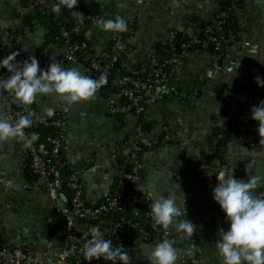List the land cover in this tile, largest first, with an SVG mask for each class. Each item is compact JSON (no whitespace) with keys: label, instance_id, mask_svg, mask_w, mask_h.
Listing matches in <instances>:
<instances>
[{"label":"crops","instance_id":"0c3cea01","mask_svg":"<svg viewBox=\"0 0 264 264\" xmlns=\"http://www.w3.org/2000/svg\"><path fill=\"white\" fill-rule=\"evenodd\" d=\"M85 1L97 3L109 19L124 18L129 28L128 42L137 50L127 60L130 66L138 55L153 54L169 30H180L190 21H211L226 0ZM31 10L32 6H23L21 0H0V38H10L5 44L8 52H18L21 62L34 56L44 69L53 61L62 62L63 67L75 66L93 78L79 64L66 61L50 26L33 19L28 31H19L23 17ZM74 17L75 21L81 19L80 14ZM233 20L238 40L227 54L217 56L204 48L191 51L175 68L165 93L145 111L150 133L162 136L170 132L177 143L161 142L138 156L142 184L151 200L155 193L175 197L181 208L185 203L186 219L196 225L195 249L188 252L190 263L222 264L214 244L218 230H227L229 225L208 214L219 206L212 197L217 169L231 175L253 157V175L264 177V140L259 136L253 148L228 140L216 157L206 152L213 132L226 130L234 115L260 89L254 78L264 76V0L238 3ZM89 32L91 35H86ZM114 33L101 30L96 23L79 22L78 35L97 51L108 45ZM45 47L46 60H42L40 52ZM177 91L186 92V97H173ZM12 99L20 102L13 93ZM61 102L68 107L62 157L68 167L82 168L83 192L93 203L113 186L130 159L131 153L118 148V144L134 134L136 120L129 111L110 112L121 104L117 89L111 87H100L93 97L78 102H67L55 93L39 94L31 106L37 113L49 115L48 109L55 111ZM22 142L19 138L0 140V244L21 252L53 254L59 251L60 243L50 201L39 179L23 170L19 159ZM260 187H264V180ZM186 239L175 228L169 237L176 248ZM138 242L150 264L148 251L155 244Z\"/></svg>","mask_w":264,"mask_h":264},{"label":"built area","instance_id":"2783aa9c","mask_svg":"<svg viewBox=\"0 0 264 264\" xmlns=\"http://www.w3.org/2000/svg\"><path fill=\"white\" fill-rule=\"evenodd\" d=\"M52 0H29L31 6L39 8L46 7ZM232 7L243 0H230ZM58 0H55L57 3ZM85 4L87 1L83 0ZM63 10V8H62ZM61 10V11H62ZM74 15H81L80 20H76L70 29L59 24L58 36L61 41V48L64 52V58L70 63L79 64L85 71L94 75L98 79L101 74H106L107 81L105 86L114 85L121 97L125 101L119 106L113 107L111 113H123L133 109L134 118L144 113L142 107L145 102L147 105L156 101L165 93L167 83L171 79L177 65L191 52V48L196 45H202L207 49L206 42L212 44L216 50L227 54L231 46L238 40V33L227 29V24L231 22L225 10H218L213 19L203 27V33L206 35V42H200L197 37L198 21H190L184 28L169 30L161 43V51L168 53L176 45L177 35L184 37L183 42L179 45V51L166 60L168 70L163 68L154 52L151 55H138L147 61V66L133 68L127 65V60L137 54L127 41L123 39L121 33L116 32L110 39L108 45L101 51L95 50L89 41L80 43L73 40L71 34L78 35L79 22L95 23L103 19L99 15L84 17L78 4L71 10ZM56 19V17H55ZM87 19V20H86ZM129 31V28L126 30ZM10 38H0V45L4 46ZM48 47L43 52L46 54ZM17 60V59H16ZM124 70L123 74L110 78V71L116 64ZM2 69H0V79L3 78ZM264 78V76H263ZM186 92L177 91L173 93L175 98H185ZM264 100V87H260L248 103L242 107L232 118L226 132L231 136V140L236 143L244 144L253 148L258 139V122L252 120L251 108L258 105ZM0 107L3 118H7L14 123L20 116H29L37 125L48 126L55 129V135L48 136L46 142L52 148L48 151L43 145L37 144L38 133L24 129L26 140H22L23 146L19 156L23 168L28 166L31 172L39 179L51 205L52 215L55 223V231L60 243V249L56 253L42 255L39 252H21L17 249L0 244V264H111L103 259L86 261L83 256L85 237L83 230H87L83 223L86 219H97L99 215L112 213V209L120 207L124 210H130L134 214H139L142 223L134 220H126L120 217L111 221L109 224L95 223L91 225L99 226L104 232L105 239H110L114 246L122 245L128 252L130 264H148L142 255L138 241L157 244L164 239H169L173 234V228L163 229L157 226L151 217V197L142 184L141 169L138 162V156L141 150H152L161 142L171 144L177 143V138L170 132L164 133L161 137L153 135L150 132H144L140 126H136L132 135L125 137L119 144L118 148L128 150L131 153L127 161V167L124 166L121 176L116 180L113 186L97 201L90 203L83 192L82 168L68 167L64 160H61L60 154L66 149L64 141L65 131L67 129L68 107L63 102L53 111L52 117L39 114L30 105L12 99V94L7 90L0 89ZM36 135L35 140H31L32 134ZM218 134L209 144L206 152L213 156L214 146ZM160 138V139H159ZM28 146H26V143ZM256 160L253 157L248 158L234 171V176L238 179L247 180L248 177L254 176V167ZM59 168H64L65 173L60 174ZM84 169V168H83ZM66 189V192L62 190ZM253 195L264 196V187H258L254 190ZM69 206V208H68ZM210 216L226 221L224 213L219 206L213 207L209 213ZM60 217V221L56 218ZM101 217V218H102ZM178 219V218H177ZM89 221V220H88ZM179 255L175 264H197L190 263L188 252L195 249L194 233L185 240L184 245L177 247ZM116 264H121L117 261Z\"/></svg>","mask_w":264,"mask_h":264},{"label":"clouds","instance_id":"9594fccd","mask_svg":"<svg viewBox=\"0 0 264 264\" xmlns=\"http://www.w3.org/2000/svg\"><path fill=\"white\" fill-rule=\"evenodd\" d=\"M78 4V0H58L52 4L51 10L59 15L62 8L71 10ZM96 26L103 31L124 32L127 23L121 16L114 19H99ZM91 35V33H86ZM18 52H11L0 58V69H5L7 78L0 79V89L7 90L23 104L30 105L39 94H57L67 102L87 100L94 96L106 81V74L93 79L83 74L77 67L65 68L62 62L53 61L46 69L41 68L34 56H29L23 62L17 61ZM238 67V64L237 66ZM258 87H264V78H254ZM52 114V109H48ZM252 120L258 122L257 133L264 140V100L251 108ZM32 125L29 116H20L11 123L7 118L0 117V140L19 138L26 140L24 129ZM33 133L31 140H35ZM28 141L26 146H28ZM211 175V174H209ZM217 181L212 189V197L224 213L228 222L227 230H218V239L214 246L222 258V264H264V196L253 195L260 187L264 177L259 175L248 177L247 180L238 179L233 174H226L224 169H217ZM151 217L156 225L163 229L171 226L182 235L190 238L195 229L190 220L186 219L185 203L181 208L178 200L173 196L153 195L151 203ZM182 217V219H177ZM83 256L86 261L103 259L116 264H130L127 250L122 246H114L99 226L91 227L84 233ZM175 241L164 239L155 244L148 251L150 264H175L179 249L174 247Z\"/></svg>","mask_w":264,"mask_h":264},{"label":"trees","instance_id":"16d2710c","mask_svg":"<svg viewBox=\"0 0 264 264\" xmlns=\"http://www.w3.org/2000/svg\"><path fill=\"white\" fill-rule=\"evenodd\" d=\"M55 3V0H52L46 7L44 8H39L37 6H32V10L30 11V15L23 17L22 21H21V25L19 26V31H28L31 26H32V20L34 19L35 21H38L40 23H45L46 25L50 26L51 31L53 33V37H54V42H56L57 44H61V41L59 40V36H58V28H59V24H61L62 26H65L66 28L70 29L72 27V25L75 22V17L74 14L71 13L68 9L63 8V10L61 11V13L59 15H56L52 12L51 10V6L52 4ZM21 4L25 7L27 6H31V4L29 3V0H21ZM78 6L81 8V12L82 15L84 17H90L93 15H99L100 17H102L103 19H109L102 11H100L99 6L97 5V3L95 2H89L88 4H85L83 2V0H78ZM218 10H225L227 15L229 16V20H231V22H229V24H227V29H230L231 31L236 32V28L234 26V8L232 7V3L230 0H226L225 3H223L220 8ZM56 17V19H55ZM87 20V19H86ZM59 22V24H57ZM206 23H200L198 25V30H197V37L200 40V42H206V35L203 33V27ZM128 27V25H127ZM121 33V35L123 36V39L125 41L128 40V33L127 31L124 32H119ZM73 40H78L80 43L85 42L86 40H84L83 38H81L79 35H76L74 33L71 34ZM184 37L181 34L177 35V41H176V45L173 49H171L168 53H164L161 51V45H157L155 53L157 55V58L159 59L160 63L163 64V68L165 70H168V65L165 63L166 60L170 59V57H172V55L176 54L179 51V45L183 42ZM208 47L207 50L209 51V53L217 55V56H223L222 52H219L218 50L215 49V47L206 42ZM202 48L201 43L196 45L195 47H192L190 50L191 51H196ZM8 54H10L8 52V50L6 49V46H1L0 45V58L6 57ZM41 54V58L42 60H46L45 58V53L41 50L40 52ZM17 61H20L18 57H16ZM147 61L145 59H142L141 57L138 56L137 61L135 63H132V65H130L133 68H139L141 66H147ZM2 74H3V78H7L8 73L5 69H2ZM124 70L120 68V64H116L114 69H112L110 71V78H115L117 75L119 74H123ZM92 75V74H91ZM92 77L94 78V75H92ZM109 87L114 89H117L116 86L114 85H103L101 88L104 89H108ZM10 94H12L11 92H8ZM125 101V97H121V102ZM142 107L144 108V110L146 111L147 108V104L144 102ZM145 111L142 115L137 116L136 120V125L140 126L141 130L144 132H150V127L151 124L149 123V121L146 120L145 117ZM129 112H131L132 114L134 113L133 109H130ZM54 114L52 113L51 115H45L47 117H52ZM28 129L32 132H36L38 133V138L36 140L37 144L43 145L48 151L51 150L52 146L46 142V138L48 136H53L55 135V129L52 127H48V126H42V125H37L36 123H34L32 121V125L30 127H28ZM221 134L222 137L218 138L216 141V144L214 146V155L213 157H216L219 152H220V148L222 147V145L228 141L231 140V136L226 132V130H215L212 134V138L211 141L218 135ZM161 136V135H160ZM160 139V138H159ZM142 152H144L145 150H141ZM61 160H63L62 157V153L59 155ZM242 164V163H241ZM128 165L126 164L125 167H127ZM23 170H25V173H32L31 169L28 166H25L23 168ZM58 172L60 174L65 173V169L64 168H59ZM65 188H63L62 190H64ZM66 192V189L64 190ZM120 217H124L126 220H134V221H138L139 223H142V219L137 216L136 214L132 213L130 210H115L112 213L109 214H105L102 218H97V219H92L89 220L87 222H82V221H77V223H83L85 225V227L87 228V230H83L82 232L88 231L91 228V225L95 224V223H103V224H109L111 221L118 219ZM57 221H60V217L56 218ZM159 226V225H157ZM161 227V226H159ZM111 239V238H110Z\"/></svg>","mask_w":264,"mask_h":264},{"label":"water","instance_id":"95a60500","mask_svg":"<svg viewBox=\"0 0 264 264\" xmlns=\"http://www.w3.org/2000/svg\"><path fill=\"white\" fill-rule=\"evenodd\" d=\"M76 15V14H75ZM120 176H121V174H120ZM68 208H69V206H68ZM115 210H120V207H117V208H115V209H112L111 211H115ZM137 216H139L140 218H141V216L139 215V214H136ZM102 217V215H99V218H101ZM87 221L88 220H90L89 218L88 219H86Z\"/></svg>","mask_w":264,"mask_h":264}]
</instances>
